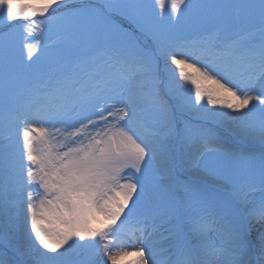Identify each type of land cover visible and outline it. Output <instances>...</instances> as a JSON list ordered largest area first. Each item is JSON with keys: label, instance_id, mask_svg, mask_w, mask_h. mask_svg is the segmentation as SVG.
<instances>
[{"label": "snow or ice", "instance_id": "obj_1", "mask_svg": "<svg viewBox=\"0 0 264 264\" xmlns=\"http://www.w3.org/2000/svg\"><path fill=\"white\" fill-rule=\"evenodd\" d=\"M0 249L264 264V0H0Z\"/></svg>", "mask_w": 264, "mask_h": 264}, {"label": "rangeland", "instance_id": "obj_2", "mask_svg": "<svg viewBox=\"0 0 264 264\" xmlns=\"http://www.w3.org/2000/svg\"><path fill=\"white\" fill-rule=\"evenodd\" d=\"M41 28L43 29L42 34L36 35L33 37V39H39L41 41V51H39L36 54V61L33 65V67H39L43 65L47 59L50 57V55L54 52L56 48V42L58 41L60 35L57 32H54L50 29L48 24L41 25ZM41 28H37L35 31L36 33H41ZM57 34V35H56ZM19 45H17V48ZM12 244H21L23 243V237L17 236L12 239ZM3 249H0L2 251Z\"/></svg>", "mask_w": 264, "mask_h": 264}, {"label": "bare ground", "instance_id": "obj_3", "mask_svg": "<svg viewBox=\"0 0 264 264\" xmlns=\"http://www.w3.org/2000/svg\"><path fill=\"white\" fill-rule=\"evenodd\" d=\"M125 259H132V257H126Z\"/></svg>", "mask_w": 264, "mask_h": 264}]
</instances>
